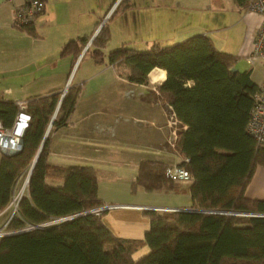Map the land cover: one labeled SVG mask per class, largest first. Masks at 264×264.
Here are the masks:
<instances>
[{
  "label": "trees",
  "instance_id": "1",
  "mask_svg": "<svg viewBox=\"0 0 264 264\" xmlns=\"http://www.w3.org/2000/svg\"><path fill=\"white\" fill-rule=\"evenodd\" d=\"M24 30L34 31L32 25ZM108 38L105 22L83 54L101 61ZM86 41L69 40L61 52L77 54ZM107 60L139 84L148 82L152 68L165 70L161 98L186 125L177 131L174 146L183 157L178 165L191 175V209L145 210L150 228L143 239L115 236L101 221L105 210L91 212L103 204L96 170L48 160L51 135L66 125L80 87L70 85L62 97L57 90L31 96L25 99L30 120L20 149L0 155V264H264V199L245 195L256 169L264 168V145L246 131L258 87L250 71L235 70L236 57L219 50L206 34L177 44L154 42L145 49L122 45L108 52ZM18 110L15 100L0 96V121L6 128ZM168 166L142 161L132 189H177L183 182L166 175ZM28 173L11 214L10 203ZM64 217L71 218L57 220ZM41 224L46 225L36 227ZM141 245L149 252L133 258Z\"/></svg>",
  "mask_w": 264,
  "mask_h": 264
},
{
  "label": "crops",
  "instance_id": "2",
  "mask_svg": "<svg viewBox=\"0 0 264 264\" xmlns=\"http://www.w3.org/2000/svg\"><path fill=\"white\" fill-rule=\"evenodd\" d=\"M18 1L0 0V96L25 100L54 90L61 91L62 95L70 85L80 87L66 125L51 135L49 162L61 166H90L96 170L97 196L102 205L108 206L101 221L119 238H144L150 228V218L144 213L145 210L191 209V181L183 182L171 191H146L141 186L132 189L142 161L152 159L174 165L183 158L177 151L171 152L167 145L170 142L171 122L179 129H185L186 125L176 116L171 121V106L161 99L159 86L165 79V70L152 68L145 84L131 82L108 62V53L103 51L101 61L90 54L91 61L87 59L85 70L78 75L88 52L83 53L103 24L102 20H95L91 30L90 22L85 20L69 32L58 31L54 21L63 10L74 14L81 9L89 10V4L93 1L62 0L60 3V0H41L43 9L40 16L34 19L32 33L13 25ZM118 1L111 0L101 17L106 19ZM231 1L240 11L239 20L245 22L247 36L237 55L227 53L234 55L236 61L240 55L246 60L262 18L258 13L248 10L245 4ZM52 7L59 13L55 14ZM175 24L179 29L176 31V25L173 26L166 45L181 42L196 34L208 36L202 28L184 26L180 22ZM83 37L87 41L80 52H61L66 42ZM122 45L137 49L126 41L115 48ZM257 62L264 67V63ZM101 65L104 67L95 69V66ZM234 69L249 70L251 80L260 83L252 78L253 68L240 70L234 65ZM136 86L144 89V93L136 95L131 89ZM145 89L151 95H146ZM143 103L150 105L147 108ZM53 183L59 184L58 181ZM245 195L251 199H264V168L256 169ZM3 212H0V216ZM1 220L0 228L4 222ZM148 252L149 247L141 245L132 256L136 259Z\"/></svg>",
  "mask_w": 264,
  "mask_h": 264
},
{
  "label": "rangeland",
  "instance_id": "3",
  "mask_svg": "<svg viewBox=\"0 0 264 264\" xmlns=\"http://www.w3.org/2000/svg\"><path fill=\"white\" fill-rule=\"evenodd\" d=\"M91 1L93 3L89 4V10L81 9L76 14L68 10H61L62 13L54 21L55 26L60 32H69L76 29L85 20L90 22V30L93 28L95 20H102V23L107 22L109 38L103 50L105 54L124 41L137 49H145L157 41L161 44L157 42L160 46H164L167 44L169 33L173 32L172 28L174 25H176L174 29L178 31L179 28L175 24L177 22L182 23L184 26H195L206 30L218 49L235 55L238 54L239 48L244 45L247 36L245 22L239 20L240 11L231 0H122L114 14L111 17L109 14L106 19L101 16L107 10L111 0ZM59 2L63 1L60 0ZM101 2L104 4L103 6ZM116 5L113 9H115ZM52 11L55 14L59 13V11L55 12L53 7ZM40 14L37 16L39 17ZM87 59H92L88 53L85 55L78 75L85 70ZM103 67L104 65L95 66V69ZM235 68L240 70L253 68V80L259 83L264 79V67L258 62L252 67L246 62L245 57L241 55L235 62ZM131 89L138 96L140 93H144V89L139 86L131 87ZM145 93L146 95H151L148 89H145ZM146 103H143V105L148 108L150 104ZM139 104H142V102H139ZM170 129V142L167 145L172 152L175 150L176 133L180 129L172 122ZM23 186L24 183L22 182L17 193L21 191ZM12 210L13 205L11 204L9 211L12 212ZM1 221L3 222L4 219ZM0 229L2 231V228Z\"/></svg>",
  "mask_w": 264,
  "mask_h": 264
},
{
  "label": "built area",
  "instance_id": "4",
  "mask_svg": "<svg viewBox=\"0 0 264 264\" xmlns=\"http://www.w3.org/2000/svg\"><path fill=\"white\" fill-rule=\"evenodd\" d=\"M14 1V0H9ZM41 0H19L16 3L13 25L19 29H25L31 26L36 16L42 11ZM247 8L250 11L257 12L261 15V24L257 31L252 44V50L246 57V62L253 66L257 61L264 63V0H248ZM62 97V95H61ZM254 104L250 112L249 119L246 124L247 133L255 140L258 145H264V79L258 84L257 90L254 93ZM19 107L15 121L11 128H6L0 121V152L13 153L20 149V139L23 136L25 129L30 120V114L26 110V100H15ZM172 110V107H170ZM171 116L175 117V113L171 112ZM185 127V126H184ZM166 175L174 180L186 182L191 178L190 173L184 167L178 164L169 165L166 169ZM24 190V189H23ZM22 192L19 191L14 197L10 205H13L11 214L16 211L17 203ZM108 206L101 205L91 210L92 213L99 214L107 209ZM60 218L57 220H64ZM4 232L0 229V235Z\"/></svg>",
  "mask_w": 264,
  "mask_h": 264
},
{
  "label": "water",
  "instance_id": "5",
  "mask_svg": "<svg viewBox=\"0 0 264 264\" xmlns=\"http://www.w3.org/2000/svg\"><path fill=\"white\" fill-rule=\"evenodd\" d=\"M57 108H58V106L56 107V111H57ZM54 116H55V114L53 115L52 119L54 118ZM50 124H51V123H50ZM50 124H49V126H48V128H47V130H46L45 137H46V135H47V132L49 131ZM36 157H37V156H36ZM36 157H35V159H34V161H33V163H32V166H33V164H34V162H35V160H36ZM30 171H31V169H30ZM29 173H30V172H29ZM29 173H28V175H27V177H26V180H25V182H24V185H26V183H27ZM23 189H24V186H23V188L21 189V192H22ZM72 217H73V216H72ZM70 218H71V217H70ZM66 219H67V218H66ZM44 225H46V224L37 225L36 227H42V226H44Z\"/></svg>",
  "mask_w": 264,
  "mask_h": 264
},
{
  "label": "bare ground",
  "instance_id": "6",
  "mask_svg": "<svg viewBox=\"0 0 264 264\" xmlns=\"http://www.w3.org/2000/svg\"><path fill=\"white\" fill-rule=\"evenodd\" d=\"M257 13V12H256ZM259 14V13H258ZM260 15V14H259ZM261 16V15H260ZM260 27V26H259ZM259 29V28H258ZM258 31V30H257ZM257 34V33H256ZM254 41V40H253ZM253 44V43H252ZM252 50V49H251ZM164 74H162V77H163ZM161 77V76H160ZM64 95V92L62 93V96ZM191 181V178L189 181H186V182H190ZM24 188H25V185H24ZM24 190H22L23 192ZM65 218V217H64ZM67 219L70 218V217H66ZM65 220V219H64Z\"/></svg>",
  "mask_w": 264,
  "mask_h": 264
}]
</instances>
